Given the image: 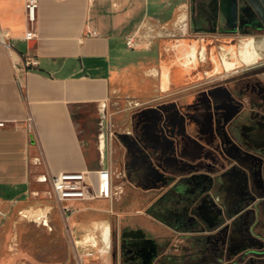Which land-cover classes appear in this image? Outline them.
<instances>
[{"label":"rangeland","instance_id":"374dc122","mask_svg":"<svg viewBox=\"0 0 264 264\" xmlns=\"http://www.w3.org/2000/svg\"><path fill=\"white\" fill-rule=\"evenodd\" d=\"M184 1L166 20L147 23L137 39L143 49H153L150 64L158 66L162 52L164 59L177 60H164L163 79L170 69L172 77L183 80L163 90L155 67L148 66L146 73L155 77L140 83L139 93L120 91L108 100L113 195L76 201L72 214L63 213L47 184L9 201L0 207V264H87L79 257L82 243L76 244L86 229L73 224L100 219L110 223L111 249L103 256L94 250L91 257L107 264L132 261L128 230L154 242L151 259L141 264H244L249 255L253 264L260 261L259 254L245 251H257L246 242L244 251L230 249L237 235L232 229L241 226L242 207L250 202L244 199L230 214L220 195L222 176L231 170H244L250 182L257 173L264 177V148L243 146L240 131L246 108H252L253 118L264 116V33L243 30L241 0L233 28L221 0ZM225 93L243 106L234 115L225 113L219 97ZM159 134L170 146L167 154L156 147ZM187 143L196 151L185 153ZM194 191L193 204L183 212L175 198ZM160 199L164 207L159 201L158 211L149 208ZM205 207L219 208L213 227L204 223ZM251 233L264 239V225L253 226Z\"/></svg>","mask_w":264,"mask_h":264},{"label":"crops","instance_id":"0c3cea01","mask_svg":"<svg viewBox=\"0 0 264 264\" xmlns=\"http://www.w3.org/2000/svg\"><path fill=\"white\" fill-rule=\"evenodd\" d=\"M184 3V0H38L36 21L31 26L26 19L25 0H0V25L8 30L11 44L7 48L0 43V120L5 121V126L0 127V207L36 185L46 184L38 180L43 173L91 170L96 177L100 168H109L113 173L108 100L120 91L135 96L140 83L152 81L155 76L146 70L154 66L148 56L154 54L153 49H143L138 36L147 23L166 20L174 5ZM29 29H34L37 35L25 39ZM129 37L135 38V47H128ZM28 53L37 58L36 66L25 65L23 55ZM166 59L162 52L159 65L153 68L163 90L170 82L183 80L172 77L170 69L163 79L164 60L169 64L177 62ZM243 129L247 147L256 149L258 141ZM149 130H154V126L149 124ZM162 137L165 138L159 134L156 147L165 149L167 154L170 146L162 144ZM196 149L187 143L184 150L189 154ZM168 155L173 161V156ZM246 177L244 170L229 171L222 176L226 180L220 195L224 209L237 206ZM228 187L229 197L225 190ZM159 201L162 202L152 201L149 208L158 211ZM209 212L206 220L213 221L215 214L211 209ZM73 227L86 229L76 244L95 239L98 242L95 250L100 256L110 251L108 220L74 222ZM127 236L131 235L127 232ZM79 255L87 264H107L92 255L84 256L83 252Z\"/></svg>","mask_w":264,"mask_h":264},{"label":"flooded vegetation","instance_id":"af4514ba","mask_svg":"<svg viewBox=\"0 0 264 264\" xmlns=\"http://www.w3.org/2000/svg\"><path fill=\"white\" fill-rule=\"evenodd\" d=\"M242 1V7L240 6V0H221L224 12L226 13V16L228 18L227 25L231 26L232 28L237 26L238 20H239V7L240 9H243V13L241 15V26L243 30L247 33H255L256 31H259L264 33V0H241ZM230 63V62H229ZM231 64V63H230ZM264 71V70H263ZM220 99L224 100L223 103L225 104V113L227 115H234V111L241 109L243 106L238 102L235 101L233 98H230L227 93L225 94H219ZM246 111L248 113L247 115V121H244L242 124L241 131V141L243 146H248L245 133L243 132V128H246L248 132L252 134V136L255 137L256 141H258L259 145L256 148H264V126L259 127V124L264 125V116H259L256 118H253L249 115L250 111H252V108H246ZM252 113V112H251ZM254 124V125H252ZM249 148V147H248ZM173 160V159H172ZM168 162H172L167 158ZM175 161V160H173ZM173 163V162H172ZM233 172L239 171V170H231ZM241 171V170H240ZM245 172V171H244ZM246 174V173H245ZM247 175V174H246ZM224 187V185H223ZM222 187V190H223ZM198 191V188L196 189ZM228 192V197L230 194V188L225 189ZM242 197L237 204V206L232 210H227L228 213L232 214L236 210L240 209L242 204L240 205V202L244 199L249 201V205L242 207V221L241 226H234L232 229L233 232H237V235L234 237L236 240V244H232L230 246V249L232 251H244L243 249L245 246L244 242H246L247 247H255L257 251L252 250H245L252 253L259 254L260 261L257 264H264V239L262 237H259L256 239L254 237L255 235H252L251 230L253 226L259 227L264 225V177L260 174H256L253 181L250 182V175L246 177V182L243 184V187L241 188ZM198 192H193L192 195L185 196V198H175V202H178V205L182 211L185 212L184 209H186L187 206L192 205L193 200L196 197V194ZM255 198V199H253ZM206 209L203 212L205 217L210 215V208ZM219 209V208H218ZM218 209L215 210V208H212V213L215 214V218L213 221L206 220L204 223L208 227H213L217 218H218ZM202 210V208H201ZM200 212V210H199ZM262 215V216H261ZM191 222L192 225H195L194 223H199L197 221H188ZM201 228V227H200ZM129 233L131 236V247L135 249V252H132V261L130 264H141L143 261H147L151 259L152 256V247H151V238L146 237L141 231H126L125 233ZM141 233L142 236H139ZM127 236V235H126ZM129 238V236H127ZM149 239V242H146ZM233 239V240H234ZM153 243V242H152ZM238 244V246H237ZM130 247V250H133ZM154 247V246H153ZM129 248V247H128ZM135 257V258H134ZM252 255H249V259L244 264H253L252 261Z\"/></svg>","mask_w":264,"mask_h":264},{"label":"built area","instance_id":"2783aa9c","mask_svg":"<svg viewBox=\"0 0 264 264\" xmlns=\"http://www.w3.org/2000/svg\"><path fill=\"white\" fill-rule=\"evenodd\" d=\"M38 0H25V12L27 22L32 26L36 21ZM37 35L34 29L25 33V39H31ZM10 36L7 29L0 25V43L11 48ZM128 47H135L136 40L133 37L127 39ZM23 60L26 66H36L37 58L31 54H24ZM5 126V121L0 120V127ZM91 170H63L58 173H43L38 180L45 182L49 187V194L58 202L64 214H71L72 208L68 202L76 200L92 199L96 197L109 198L113 195V173L109 168H100L96 171V177ZM116 191H114L115 193ZM26 215V214H24ZM84 256L94 253L98 242L95 239L81 244ZM82 263V257L79 255Z\"/></svg>","mask_w":264,"mask_h":264},{"label":"bare ground","instance_id":"6f19581e","mask_svg":"<svg viewBox=\"0 0 264 264\" xmlns=\"http://www.w3.org/2000/svg\"><path fill=\"white\" fill-rule=\"evenodd\" d=\"M227 64H228V66H230V63L229 62ZM106 231H107V228H106Z\"/></svg>","mask_w":264,"mask_h":264}]
</instances>
